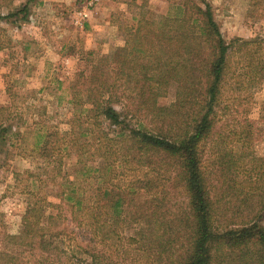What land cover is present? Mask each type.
<instances>
[{
    "label": "trees",
    "instance_id": "16d2710c",
    "mask_svg": "<svg viewBox=\"0 0 264 264\" xmlns=\"http://www.w3.org/2000/svg\"><path fill=\"white\" fill-rule=\"evenodd\" d=\"M246 1L264 20V0ZM145 4L123 45L65 87L69 129L40 134L38 163L17 176L28 204L21 232H0V264H264V158L244 151L257 135L219 128L264 83V37L227 41L207 0H181L174 15ZM3 6L0 23L28 21L29 1ZM171 87L175 102L160 104Z\"/></svg>",
    "mask_w": 264,
    "mask_h": 264
},
{
    "label": "rangeland",
    "instance_id": "374dc122",
    "mask_svg": "<svg viewBox=\"0 0 264 264\" xmlns=\"http://www.w3.org/2000/svg\"><path fill=\"white\" fill-rule=\"evenodd\" d=\"M13 1L15 7L30 2L27 22L0 23L5 45L0 50V108H8L10 131L6 148L15 155L7 163L0 156V232L17 235L28 204L25 185L19 183L17 176L38 163L31 152L38 136L51 127L62 132L69 129L73 110L65 87L92 58L111 55L123 45V29L135 23L144 0ZM180 1L146 0L145 5L155 14L174 15L173 7ZM207 1L227 41L264 37V20L248 17L246 0ZM7 7H1L0 13L7 14ZM89 53L93 57L89 58ZM174 102L175 87H171L160 104L169 106ZM228 108L221 114L219 128L223 125L221 129L226 134L251 129L257 138L244 144V151L251 158H264V83L248 103ZM226 124L229 129H224ZM211 155L212 144L208 143L206 165L215 163ZM243 167L251 170L250 158L242 160ZM126 233L132 234V228L127 227Z\"/></svg>",
    "mask_w": 264,
    "mask_h": 264
}]
</instances>
